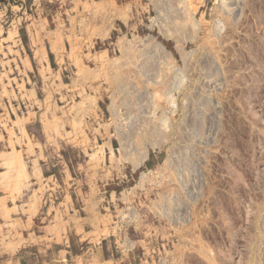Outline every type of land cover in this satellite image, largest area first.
Segmentation results:
<instances>
[{
    "label": "rangeland",
    "instance_id": "1",
    "mask_svg": "<svg viewBox=\"0 0 264 264\" xmlns=\"http://www.w3.org/2000/svg\"><path fill=\"white\" fill-rule=\"evenodd\" d=\"M78 2L110 18L80 63L44 34L73 0H0V151L33 119L50 174L0 201V264H264V0Z\"/></svg>",
    "mask_w": 264,
    "mask_h": 264
},
{
    "label": "crops",
    "instance_id": "2",
    "mask_svg": "<svg viewBox=\"0 0 264 264\" xmlns=\"http://www.w3.org/2000/svg\"><path fill=\"white\" fill-rule=\"evenodd\" d=\"M82 5L83 4L78 2V0H73L72 6H74V8H72V10L76 11V8ZM114 13V18L120 15L117 10H115ZM101 17L102 15H96L95 13L90 14V12L88 15H85L84 12L80 11L76 14H69V29L63 31V29L60 27H55L53 30L47 32L45 31V39L49 49H51L50 52L55 55L56 53L61 52L62 48H64V44L61 42L62 37H66V35L69 34V38L75 39L74 44H69L70 49L69 53H67L69 59L75 61L76 63H80V61L84 62L85 59H95V56L92 55L90 51L86 52L84 48L87 47L86 44H92L93 39L106 36V33L109 29V26H107V21H109L110 18ZM78 37L81 38L80 42L76 41ZM79 47L83 49L82 55L79 52ZM17 124L20 125V128H18V134L15 133L14 129L12 134L8 132V136L3 139V144L4 146L6 145L5 151L2 149V151H0V175H3L0 178V189L3 192H7L6 194L3 193V195L0 197L1 206L4 204L8 205L9 203L15 204V202L19 199V195H23V193L29 188V186H31V184H35V186H44V179L50 175L45 173V170L47 171L49 169V164L41 163L43 161L42 159L48 158L43 155L42 152L37 151L38 147L41 149L43 145L39 143V141L34 140L27 130V127L33 124V119L29 120V122L25 120H19ZM40 125L45 137L49 138L48 132L51 128L49 122L44 121L41 122ZM65 131L66 129L64 128V132ZM25 157L29 160V163H26V165H24ZM20 165H22L21 169H23L24 172L21 171L19 174L21 175L23 173L22 177L26 175V181L22 180L21 176H15L16 174L14 170ZM5 177L8 179V182H3ZM23 209L27 213L28 219L31 222L33 219L35 220L39 216V206L37 205V199L34 197V195L28 197L27 205L26 207H23ZM39 219L44 224L42 226L43 228L39 230L41 232L43 231V236H40L41 239L48 240L51 238V240H53V246H59L57 247L58 252H61L64 256L69 255L68 248L70 246L69 244L66 245V241L64 239L66 236L64 237V233H61L58 230V232L54 231L55 227L58 229L57 225L59 226L61 224L57 214L44 217V219H42L40 216L38 220ZM45 224L48 226L47 228ZM97 226H99V224H97ZM98 230H100V228H98ZM91 232L93 233L94 231Z\"/></svg>",
    "mask_w": 264,
    "mask_h": 264
},
{
    "label": "bare ground",
    "instance_id": "3",
    "mask_svg": "<svg viewBox=\"0 0 264 264\" xmlns=\"http://www.w3.org/2000/svg\"><path fill=\"white\" fill-rule=\"evenodd\" d=\"M169 1V0H168ZM179 1V0H178ZM157 3H158V1H156ZM164 9V8H163ZM170 10V9H169ZM172 10V9H171ZM168 12V11H167ZM169 14H171L170 13V11L168 12ZM172 19V18H171ZM171 19H170V21H171ZM187 19V18H186ZM173 20H174V18H173ZM192 20V19H191ZM182 21V20H181ZM184 21V20H183ZM189 22V21H188ZM172 23V22H171ZM188 24V23H187ZM166 25V24H165ZM194 25V24H193ZM195 26V25H194ZM178 27V26H177ZM166 28V27H165ZM172 28V27H171ZM196 28V27H195ZM169 29V28H168ZM168 31H170V30H168ZM171 31H172V29H171ZM179 33V32H178ZM175 33H173V35H174ZM190 34V33H189ZM120 39V38H119ZM188 39V38H187ZM118 41V40H117ZM136 50V49H135ZM153 65V64H152ZM129 74V73H128ZM164 85V84H163ZM169 92V91H168ZM126 96V95H125ZM127 97V96H126ZM134 102V101H133ZM132 121V120H131ZM134 121V120H133ZM136 123V122H135ZM140 125V124H139ZM130 127V126H129ZM146 127V126H145ZM136 130H138V129H136ZM141 131V130H140ZM140 134V133H139ZM151 135H154V134H152V133H150V131H148L147 133H144L143 135H142V138L141 139H139L138 141L139 142H141V141H143V139L144 140H146V141H150V137H152ZM121 137V136H120ZM157 137V139H159V140H161V141H163V140H165L166 139V136H164L163 134H161V132L160 133H155V135H154V137H153V139L154 138H156ZM133 138V137H132ZM121 140H123V139H121ZM154 141H155V139H154ZM150 142H152V139H151V141ZM158 142V141H157ZM124 143V142H123ZM129 143V142H128ZM143 143V142H142ZM146 143V142H145ZM154 143V142H153ZM156 143V142H155ZM143 146V145H142ZM142 148V147H141ZM137 149V148H136ZM124 150V149H123ZM139 150V149H138ZM137 152V151H136ZM139 153V152H138ZM138 160V159H137ZM132 162L133 163H136V161L134 160V159H132Z\"/></svg>",
    "mask_w": 264,
    "mask_h": 264
}]
</instances>
